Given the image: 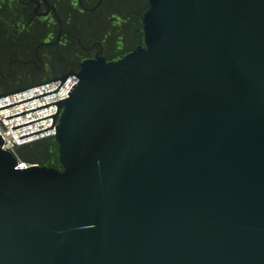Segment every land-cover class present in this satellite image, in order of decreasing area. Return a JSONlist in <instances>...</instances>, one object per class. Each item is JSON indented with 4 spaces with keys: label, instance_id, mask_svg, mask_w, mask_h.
<instances>
[{
    "label": "water",
    "instance_id": "obj_1",
    "mask_svg": "<svg viewBox=\"0 0 264 264\" xmlns=\"http://www.w3.org/2000/svg\"><path fill=\"white\" fill-rule=\"evenodd\" d=\"M142 24L124 57L0 95L78 78L6 118L57 104L13 130L56 118L61 168L0 137V264H264V0H149Z\"/></svg>",
    "mask_w": 264,
    "mask_h": 264
},
{
    "label": "flooded vegetation",
    "instance_id": "obj_2",
    "mask_svg": "<svg viewBox=\"0 0 264 264\" xmlns=\"http://www.w3.org/2000/svg\"><path fill=\"white\" fill-rule=\"evenodd\" d=\"M18 2L20 8L15 7L16 12L11 10L13 15L17 14L19 17L22 9L33 6L32 19H39L42 24L37 30V41L33 40L34 45L29 43L31 29L28 24H15L12 32L19 34L23 40L16 52H11L13 57L10 63L19 64L23 69L9 78L14 80L18 77L25 78L33 72L32 76L35 74L41 76V82L54 76H63L70 71L79 72L81 63L87 59L97 57H103L107 61L120 59L119 51L123 49L126 40H131L133 34L129 24L122 21L123 24L116 27L119 34L115 41L111 39L109 32L95 33L94 26H98L102 19L143 18L149 8V4L146 5L149 0H48L49 6L53 9H49L44 0ZM76 18L87 19L85 21L87 26H84L82 33L78 32L74 22ZM138 32V29L135 30L134 35ZM138 47L139 45L136 49ZM132 51L134 50H127L128 53Z\"/></svg>",
    "mask_w": 264,
    "mask_h": 264
},
{
    "label": "built area",
    "instance_id": "obj_3",
    "mask_svg": "<svg viewBox=\"0 0 264 264\" xmlns=\"http://www.w3.org/2000/svg\"><path fill=\"white\" fill-rule=\"evenodd\" d=\"M77 73V72H76ZM53 79H49L43 82H47ZM43 82L35 83L32 85L40 84ZM78 83V78L77 76H70L64 85L62 86L63 82L61 80L52 82L37 88H33L21 93H17L5 98L0 99V109L16 105L28 100H32L47 94H51L54 92L59 91L57 94H53L44 98H40L34 101H30L21 105H17L8 109H4L0 111V137L3 141V146L2 149L5 151H8L12 153L16 158L19 159L20 161V168L27 167L30 165L29 163L23 161L19 155H18V150L20 148L26 147V146H31L39 141H42L44 139L48 138H54L56 134V125L58 123V120L55 118H49L45 119L30 125H26L17 129H14V127L33 122L48 116L55 115L58 109V105H52L31 113H27L9 120H6V118L36 109L40 108L64 99H67L72 92L73 88L77 85ZM28 85V86H32ZM28 86H23L19 88H24ZM62 86V88H61ZM61 88V89H60ZM18 89V88H16ZM16 89L10 90V91H3L0 89V95L9 93L11 91H14ZM59 114V110L57 113V116ZM54 121V123H53ZM53 124V126H52ZM52 126V128H50ZM50 128V129H47ZM47 129V130H44ZM44 130V131H41ZM41 131L39 133L33 134L31 136L25 137L23 139H19V137L35 133ZM23 161V163H22Z\"/></svg>",
    "mask_w": 264,
    "mask_h": 264
},
{
    "label": "rangeland",
    "instance_id": "obj_4",
    "mask_svg": "<svg viewBox=\"0 0 264 264\" xmlns=\"http://www.w3.org/2000/svg\"><path fill=\"white\" fill-rule=\"evenodd\" d=\"M19 2L18 0H0V88L1 89H5V90H11V89H15V88H19L21 86H25V85H29V84H33L39 81H42L41 76L35 74L34 76H32L31 72L28 77H21V78H17L16 80L14 79H10L9 76H14V74L16 72H18L21 69V66L19 64L14 63L13 65H11V58L13 56H11V52L12 49L10 48V46H6L7 43H4V39L7 38L4 33L9 32L8 30V26H5L4 23L5 21H3L5 19V17H9V18H17L18 16L13 15L11 10H13L14 12H16L15 7L20 8L19 6ZM15 9V10H14ZM25 13H32L33 14V6L32 8H27L24 11ZM7 20V19H6ZM116 21V27L119 26V24H123L121 19H117ZM25 22V21H24ZM129 26L132 29V33L130 37V41L126 40L125 44L120 45V47H122L123 49H121L119 51V58L124 57L125 55L128 54L127 50H136L137 45L139 46H144V33H143V25H142V20H138L137 22H129L128 23ZM115 27V29H117ZM139 30L138 34L134 35V31L135 30ZM124 32L125 34H127L126 32V28H124ZM8 34V33H7ZM119 34V32L117 30H114L111 32V39L113 38V40H116V36ZM129 34V33H128ZM11 35V34H10ZM7 40V39H6ZM112 40V42H113ZM5 44V46H4ZM23 69V68H22ZM21 69V70H22ZM22 160L24 161H28L32 164H40L42 165L43 163H46L48 165L51 166H57V164H59V153H58V145L55 141H51L49 140L48 142L38 145V146H34L33 148L27 149L25 150V152H23L22 155ZM58 169H60L59 167H57Z\"/></svg>",
    "mask_w": 264,
    "mask_h": 264
},
{
    "label": "trees",
    "instance_id": "obj_5",
    "mask_svg": "<svg viewBox=\"0 0 264 264\" xmlns=\"http://www.w3.org/2000/svg\"><path fill=\"white\" fill-rule=\"evenodd\" d=\"M148 4H149V2L146 3L147 6H148ZM24 11H25V9H22V12L19 13L18 19L17 18L15 19L14 17L13 18H9L7 16L3 20V21H5L4 25L5 26H8L7 28L9 30V32L4 33L5 35H7L6 36L7 38H5L3 42L4 43H7L6 46H10V48L12 49L13 52H16L17 48L20 46L21 41L23 40V39H20V37H19L20 35L19 34L15 33V32H12V30H14L13 28H14L15 24H22V23L28 24V26L31 29V33L28 36L29 43L31 45H34L33 44V40H36L37 41V37H38L37 30L40 29L41 24H42V21L41 20H39V19H32L33 18V14L32 13L31 14L30 13H28V14L25 13L24 14ZM140 19L142 20L143 18H139V19H122V21H124L127 24L129 22H134L135 23V22H137ZM86 20L87 19H82V18H76L75 19L74 22H76V25H77V28H78V32L79 33L84 32V29L83 28H84V26H87L85 24V21ZM112 22H115L116 23L115 20H110V19H102V20H100L99 25L98 26H94V31L96 30L95 33L101 34V33H105V32L108 33L109 32L111 34L112 31L118 30V29H115V27H116L115 25L116 24L115 23L112 24ZM4 46H5V44H4ZM39 82H41V81H39ZM39 82H36V83H39ZM33 84H35V83H33ZM29 85H32V84H29ZM25 86H28V85H25ZM21 87H23V86H21ZM1 90H3V91H10V90H5V89H1ZM11 90H13V89H11ZM49 140L55 141L54 138H48V139H44L42 141H39V142H37V143H35V144L31 145V146H26V147L20 148L18 150L19 157L20 158L22 157L23 152H25V150L30 149V148H33L34 146H38V145L44 144V143L48 142ZM25 162H27L29 164H32V163H30L28 161H25ZM41 166H47V167H50V168H57V167L61 168L60 164H57V166L55 167V166H51V165H48L46 163H43Z\"/></svg>",
    "mask_w": 264,
    "mask_h": 264
}]
</instances>
